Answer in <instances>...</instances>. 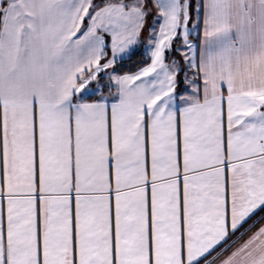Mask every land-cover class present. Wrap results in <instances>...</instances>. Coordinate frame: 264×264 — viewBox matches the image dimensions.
I'll return each mask as SVG.
<instances>
[{
    "label": "snow or ice",
    "instance_id": "1",
    "mask_svg": "<svg viewBox=\"0 0 264 264\" xmlns=\"http://www.w3.org/2000/svg\"><path fill=\"white\" fill-rule=\"evenodd\" d=\"M0 264H264V0H0Z\"/></svg>",
    "mask_w": 264,
    "mask_h": 264
},
{
    "label": "crops",
    "instance_id": "2",
    "mask_svg": "<svg viewBox=\"0 0 264 264\" xmlns=\"http://www.w3.org/2000/svg\"><path fill=\"white\" fill-rule=\"evenodd\" d=\"M246 238V237H245Z\"/></svg>",
    "mask_w": 264,
    "mask_h": 264
}]
</instances>
